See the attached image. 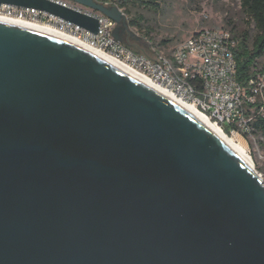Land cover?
<instances>
[{
	"label": "water",
	"instance_id": "95a60500",
	"mask_svg": "<svg viewBox=\"0 0 264 264\" xmlns=\"http://www.w3.org/2000/svg\"><path fill=\"white\" fill-rule=\"evenodd\" d=\"M153 56L116 7L67 0ZM97 35L49 0H0ZM0 264H264V186L185 107L73 43L0 22Z\"/></svg>",
	"mask_w": 264,
	"mask_h": 264
},
{
	"label": "built area",
	"instance_id": "2783aa9c",
	"mask_svg": "<svg viewBox=\"0 0 264 264\" xmlns=\"http://www.w3.org/2000/svg\"><path fill=\"white\" fill-rule=\"evenodd\" d=\"M99 20L93 35L45 12L0 4V19L55 26L112 55L187 103L195 105L223 133L235 140L253 137L254 124L264 119V68H253L246 87L237 80L235 50L238 38L231 30L203 29L178 45L170 56L151 59L127 48L112 35L116 24L104 15L89 13L67 0H49ZM201 82L202 89L197 88ZM263 138V137H262ZM264 140V139H263Z\"/></svg>",
	"mask_w": 264,
	"mask_h": 264
},
{
	"label": "rangeland",
	"instance_id": "374dc122",
	"mask_svg": "<svg viewBox=\"0 0 264 264\" xmlns=\"http://www.w3.org/2000/svg\"><path fill=\"white\" fill-rule=\"evenodd\" d=\"M108 1L104 5L107 8L116 7L125 17L130 32L146 42L154 55L139 53L127 45L126 47L151 59H156L159 55L170 56L178 45L203 29L232 31L234 27V34H240L247 29L254 34V26L246 24L239 0H155L150 8L135 7L129 13L112 4L111 0ZM82 9L101 14L85 7ZM229 21L232 25L228 24ZM115 24L117 26L118 22ZM259 66L264 67V58L260 60ZM236 139L247 151L264 184L262 136L255 134L253 137L239 136Z\"/></svg>",
	"mask_w": 264,
	"mask_h": 264
},
{
	"label": "trees",
	"instance_id": "16d2710c",
	"mask_svg": "<svg viewBox=\"0 0 264 264\" xmlns=\"http://www.w3.org/2000/svg\"><path fill=\"white\" fill-rule=\"evenodd\" d=\"M96 1L103 4L109 3L108 0ZM111 2L120 9H124L126 13H129L131 8H150L155 4V0H111ZM239 2L246 24L254 26V34L250 29L235 34L239 40L235 50L237 80L246 87L253 74V68L258 66L260 60L264 58V0H239ZM228 24L232 25V22L229 21ZM234 31L233 27L232 32ZM197 88L202 89L200 81L197 83ZM254 127L255 132L264 139V119H259Z\"/></svg>",
	"mask_w": 264,
	"mask_h": 264
},
{
	"label": "bare ground",
	"instance_id": "6f19581e",
	"mask_svg": "<svg viewBox=\"0 0 264 264\" xmlns=\"http://www.w3.org/2000/svg\"><path fill=\"white\" fill-rule=\"evenodd\" d=\"M0 22L11 23L14 25H18L24 28H28V29H31L37 32H41V33L53 36L56 38L63 39L79 47H82L96 55H99L115 63L116 65L122 67L127 72L133 75H136L141 80H143L145 83H147L149 86L163 93L169 98L175 100L177 103H179L180 105L185 107L189 112H191L196 118H198L203 124H205L214 134H216L233 152H235L238 156H240L248 164V166L252 169V172L255 173L258 176V178L261 180V176L257 173L251 158L249 157V155L247 154V151L245 150V148L243 147L241 143H239L237 140L231 137L226 136L221 130V128L217 126L216 124H214L213 122H211L209 118H207L202 112H200L199 109L195 105L183 101L178 96H176L175 94L165 89L163 86L151 81L149 78H147L143 74L133 70L131 67H129L124 62L119 61L118 59L108 54L107 52H104L98 48L93 47L86 40H82L52 25H48V24L45 25V24H40V23H33V22L14 20V19L13 20L0 19ZM262 185L264 186L263 182H262Z\"/></svg>",
	"mask_w": 264,
	"mask_h": 264
}]
</instances>
